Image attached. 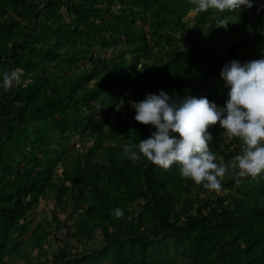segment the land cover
Masks as SVG:
<instances>
[{
  "label": "trees",
  "instance_id": "obj_1",
  "mask_svg": "<svg viewBox=\"0 0 264 264\" xmlns=\"http://www.w3.org/2000/svg\"><path fill=\"white\" fill-rule=\"evenodd\" d=\"M254 1L189 17L195 0H0V80L22 69L11 86L0 83V264H264V172L230 168L221 189H206L176 163L123 154L153 130L133 119L131 102L146 93L224 102L221 66L264 49V0ZM220 20L242 35L221 56L200 39L222 34ZM208 130L225 162L243 150L219 122ZM99 149L103 161L93 160ZM49 196L65 213L53 217L63 244L30 263L26 248L41 254L55 234L36 223L25 237L29 214ZM68 239L94 246L72 252Z\"/></svg>",
  "mask_w": 264,
  "mask_h": 264
},
{
  "label": "clouds",
  "instance_id": "obj_2",
  "mask_svg": "<svg viewBox=\"0 0 264 264\" xmlns=\"http://www.w3.org/2000/svg\"><path fill=\"white\" fill-rule=\"evenodd\" d=\"M256 3L254 0H195L190 11L200 12L210 7L238 11ZM258 17L264 23V15ZM219 24L226 27L228 23L220 20ZM21 71L19 68L5 71L0 83L11 86L21 79ZM219 77L226 90L222 104L208 96L190 93L174 99L163 88L146 93L141 100H133V119L153 126V130L140 138L138 144L126 143L124 157L136 161L143 155L163 168L176 163L182 176L214 190L222 188V178L230 168L239 177H255L264 172V49L254 59L226 61ZM217 122L224 134L242 141L243 150L232 156L230 162L217 157L210 148L213 134L208 128ZM112 212L117 217L124 215L119 206Z\"/></svg>",
  "mask_w": 264,
  "mask_h": 264
},
{
  "label": "rangeland",
  "instance_id": "obj_3",
  "mask_svg": "<svg viewBox=\"0 0 264 264\" xmlns=\"http://www.w3.org/2000/svg\"><path fill=\"white\" fill-rule=\"evenodd\" d=\"M195 14V12H191L189 13V17H192ZM264 23L262 21H259L256 24V29L258 30H262L263 29V25ZM216 27H219L222 34L219 32L218 28H216V30L214 32H203L202 36L200 37L201 40L205 41V46L208 50L213 49V50H217L220 54V56L222 55L223 51L225 50V48L227 47V43L228 45L231 44L234 41H240L242 39V35L239 33L238 29H234V32L229 33L227 31V26H220V24ZM222 81V80H221ZM90 142L85 143L84 145H77L78 147H82V150H80V153H85L87 150V147L90 146ZM106 145H109V142L105 143ZM103 149H99L97 151V155L93 157V160H99V161H103ZM101 155V157H100ZM71 211V207L67 208V213ZM56 216L57 219H59L60 221L65 220V213L62 212V210L56 205L54 198L49 196L47 199L40 201V203L36 206V208L34 209V211L29 214V217L32 220L31 225L28 227V229H26L27 231V236L25 235V237L27 238L28 235L30 234V231L32 230V228L34 227V225L36 223H38L39 225H42V228L44 230H54V236L53 238L50 236L47 238L45 237V241L43 244V251L41 254L38 253V247H28L26 248V252L29 254V256L27 257V260L30 263L36 262V261H46L47 258H49L51 256V251L56 252L58 251V249H60V247L63 244V237L65 236L66 233V229L65 228H61V226L59 225V228H57L56 226V222L54 221L53 217ZM68 224L70 223V221L67 222ZM61 228V229H60ZM72 231V228L70 229ZM56 237V239H55ZM69 243V249L74 252V251H80L82 250L84 247L87 246H94L93 242H89V244L87 243H83L84 241L82 239H68L67 240ZM7 264H26L25 261L22 260H18L15 263L13 262H8Z\"/></svg>",
  "mask_w": 264,
  "mask_h": 264
}]
</instances>
